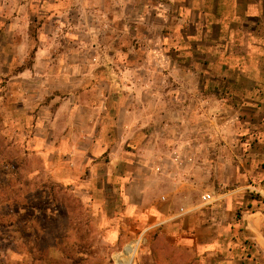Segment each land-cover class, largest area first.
<instances>
[{
    "label": "rangeland",
    "instance_id": "374dc122",
    "mask_svg": "<svg viewBox=\"0 0 264 264\" xmlns=\"http://www.w3.org/2000/svg\"><path fill=\"white\" fill-rule=\"evenodd\" d=\"M173 5H169V0H0V264H112L115 242L119 238L133 240L143 221L154 219L148 212L144 220L140 219L146 211L144 207L125 215L127 209L116 190L108 186L102 190L104 195L100 191L101 195L89 202V196L70 182L53 177L56 166V172L68 167L64 164L67 158L64 151L72 148L59 139V157L38 152L40 136L35 121L40 114L50 115L53 111L52 105L42 106L50 98L54 102H65L69 95L83 102L104 100L106 108H100L99 112L107 125L112 123L120 99L131 105L134 118L145 119L138 132L151 130L159 139L182 134L193 142L196 138L205 142L202 149L195 153L190 150L180 160L189 166L201 158H215L221 164L207 172L210 180H215V187L206 190L213 196L225 191L230 182L235 185L233 181L238 184L243 179L251 181L253 175L261 173L248 172L243 168V156L231 151L236 126L227 120L231 110L219 108L217 100L223 97L232 102L231 92L221 87L213 89L221 85L219 78L202 74L199 80L205 87L200 92L184 89L169 93V85L197 83L195 74L187 77L181 73L184 67L195 71L202 67L199 64L200 68L195 69L196 57L181 56L185 44L171 34L178 22L173 18ZM33 64L35 71L22 73ZM36 71L43 73L39 75ZM172 94L186 98L190 106L183 108L169 103ZM199 97L205 102L204 107L200 105L202 115L197 120L191 116L195 109L192 102ZM67 102L58 111V134L71 125ZM218 113L227 118L218 117ZM180 114L184 121L169 124V117ZM76 120L84 128L86 110H80ZM243 122L239 125L240 132H246L251 125ZM215 133L223 135L215 140L221 147V157L215 156L219 153L214 155V146L209 145L212 140L207 136ZM43 136L45 150L51 143ZM47 149L50 151V147ZM255 157L262 162L264 155L259 152ZM231 162L240 164L245 178L235 177L237 170L231 167ZM204 173L199 169L192 171L191 176L197 181L187 184L184 194H172L169 204L161 206L164 212H180L183 208L184 215H196L203 210L198 205L206 189L200 184ZM160 182L147 184L150 198L167 193L164 187L167 182L163 186ZM256 190L249 187L237 192L244 206L251 205V212L264 211V197ZM240 205L233 213L237 219L243 213ZM215 211L226 220L231 208L218 205ZM263 222L255 223L249 232L260 240V246L251 254L254 257L262 254L264 260ZM117 226L118 235L112 233ZM203 234L207 235L197 236L206 238ZM145 237L147 243L164 248L139 252L137 257L142 264L229 262L212 255L205 263L200 262L191 248L169 251V245L176 241L169 228L151 229ZM243 247L241 241L235 245L238 264L246 259L245 254L250 255Z\"/></svg>",
    "mask_w": 264,
    "mask_h": 264
},
{
    "label": "crops",
    "instance_id": "0c3cea01",
    "mask_svg": "<svg viewBox=\"0 0 264 264\" xmlns=\"http://www.w3.org/2000/svg\"><path fill=\"white\" fill-rule=\"evenodd\" d=\"M170 4H174L175 7L173 18L178 20L171 34L180 37L185 44L181 56L196 57L198 60L194 61L195 69L200 68L197 66L199 64L202 67L198 71L184 67L181 73L187 77L195 74L198 78L197 83L169 85V93L184 89L200 92L205 87L199 80L202 74L208 73L214 79L219 78L222 81L221 85H215L213 89L218 90L221 87L231 92L232 102H227L223 97L217 99L219 108L223 107L224 111L231 110L228 118L220 113L217 116L227 118L236 126L235 134L231 138V151L243 156L245 159L243 168L248 172L258 170L261 173L253 175L251 181L245 180L243 178L246 174L241 171L240 164L231 162V167L237 170L235 177L242 178V183L233 181L235 185H232L230 182L228 187H224L225 191L216 196L211 195L206 190L215 187V180L213 178L210 180L207 172L218 169L221 164L215 158H201L196 164L191 163L189 166L180 160L182 154L187 155L190 150L195 153L202 149L205 142H200L198 138L193 142L183 138L182 134L179 136L173 133L169 134V138L159 139L151 130L138 132L145 119L134 118L131 105L120 99L117 100L112 123L107 125L104 116L99 112L100 108H106L104 100L83 102L77 98H70L69 95L66 101L71 125L58 134L56 131L58 111L66 101L54 102V98H50L42 106L52 105L53 111L50 115L40 114L35 121L37 135L40 136L37 140L38 152L43 155L51 153L53 157H59V139L62 140L61 142L69 144L72 149L64 151L67 154L64 164L67 163L68 167L56 172V166L52 171L57 181L70 182L73 187L81 190L82 194L89 196V202L94 200L100 191L104 195L102 190L108 186L109 189L116 190L117 196L127 209L125 215L142 207L146 208V211L140 219L144 220L147 212L152 214L154 219L151 222L144 220L133 240L123 241L119 238L118 242H115L112 264H142L137 257L139 252H152L164 248L147 243L149 241L145 237L147 231L159 227L169 228V233L176 239L169 245V251L191 248L193 256L200 262L205 263L206 258L212 255L215 259H228V264H238L235 245L241 241L244 243L243 251H250V255L245 254L246 259H243L241 264L252 262L264 264L262 254L256 257L251 254L253 249L260 246V240L255 236L251 237L252 233L249 232L250 229L253 230L255 223L264 221V211L251 212L249 210L251 205L244 206L237 193L251 187L260 190L264 197L262 188L264 157L262 162H258L255 157L259 152L264 155V0H169ZM34 64L22 73L35 71ZM207 67L212 68L209 71L205 69ZM36 72L40 73L39 75L43 73ZM171 96L169 103L173 105L186 108L191 104L186 98H178L177 94ZM204 102L205 100L200 97L192 102L195 105L191 115L194 119L198 120L202 115L200 105L204 107ZM80 110H86L87 114V121L83 123L84 128L79 127L81 124L75 123ZM177 116L169 117V124L185 120L182 114ZM243 120L251 124L246 132L239 130V125L244 123ZM43 135L51 143L45 150L42 143L45 140ZM222 136L220 133L207 136L212 140L209 145L214 146V155L221 149L215 140ZM49 147L50 151H47ZM222 154L215 156L221 157ZM198 169L205 172L201 176L200 184L206 189L201 194L199 199L201 203L198 205L203 210L196 215H184L183 208L180 212L165 213L161 206L169 204L172 194H184L186 185L197 181L191 175L192 171ZM156 180L161 181L162 186L167 182L164 185L167 193L150 198L146 186ZM206 194H209L212 200L204 202L202 196ZM208 203L210 204L206 205ZM240 204L242 205L240 211L243 213L237 219L233 213ZM218 205H228L231 208L228 219L220 218L219 211H215ZM257 213L261 216H255ZM114 229L112 233L118 235L120 228L117 226ZM201 233H207L203 234L206 238L197 236ZM246 238L252 239L254 245L251 241L246 242ZM127 248L130 250L126 251Z\"/></svg>",
    "mask_w": 264,
    "mask_h": 264
},
{
    "label": "built area",
    "instance_id": "2783aa9c",
    "mask_svg": "<svg viewBox=\"0 0 264 264\" xmlns=\"http://www.w3.org/2000/svg\"><path fill=\"white\" fill-rule=\"evenodd\" d=\"M256 191H258V190H256ZM202 199H203L204 202L209 201V200H212V198L210 197L209 194L203 195L202 196Z\"/></svg>",
    "mask_w": 264,
    "mask_h": 264
},
{
    "label": "bare ground",
    "instance_id": "6f19581e",
    "mask_svg": "<svg viewBox=\"0 0 264 264\" xmlns=\"http://www.w3.org/2000/svg\"><path fill=\"white\" fill-rule=\"evenodd\" d=\"M127 250H130V249H129V248H127V249H126V251H127Z\"/></svg>",
    "mask_w": 264,
    "mask_h": 264
}]
</instances>
